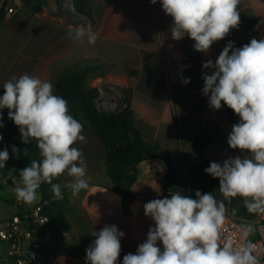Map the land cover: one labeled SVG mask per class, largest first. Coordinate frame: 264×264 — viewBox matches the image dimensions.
I'll return each mask as SVG.
<instances>
[{
    "label": "crops",
    "instance_id": "obj_1",
    "mask_svg": "<svg viewBox=\"0 0 264 264\" xmlns=\"http://www.w3.org/2000/svg\"><path fill=\"white\" fill-rule=\"evenodd\" d=\"M3 1L0 0V7ZM90 4L92 21L76 16L75 10L66 12L57 1L9 0L8 8L14 7L15 12H7L0 18V96L6 81L25 73L50 81L54 93L56 79L67 68L87 61L96 69L90 79H105L123 88L133 121L142 127L143 139L172 152L174 168L180 177L181 171L187 173L202 166L193 148L199 134L210 141L205 151V159L210 163L222 164L225 159L247 154L231 149L227 143L239 117L236 115L232 122L230 108L223 102L221 109L211 108L203 94L202 77L215 70L205 69L203 64L208 60L215 63L229 41L240 48L253 38H264L263 0H240L239 27L215 42L207 53L194 50V41L188 36L179 41L171 39L172 18L164 13L160 0L156 4L151 0H90ZM37 7L41 10H35ZM78 26L97 34L94 45L86 38L82 41L71 38L69 33ZM186 78L190 82L185 85ZM0 116L19 130L9 119L7 108L0 109ZM81 119L86 120L82 114L77 120ZM0 135L3 136L0 151L7 148L9 153L5 168H0V175L6 172L0 180V197L12 195L9 217L20 210L14 192L20 158L11 144L4 141L9 134L3 127ZM30 141L36 143L34 139ZM106 164L100 170L87 172L89 187L76 196L65 186L72 179L65 174L58 178L63 199L55 200L53 192L44 193L40 187L35 202H22V209L41 204L51 215L56 264H86V249L95 240L91 232H98L105 225H115L125 234L120 240L117 260V264H123V257L134 254L146 241L149 228L155 226L144 215L143 206L153 199H163L161 189L169 184L166 162L154 158L137 164L136 181L131 186L134 200L128 205V213L122 196L111 189L107 157ZM158 246L163 248L161 242ZM0 253L3 264L6 254L3 243Z\"/></svg>",
    "mask_w": 264,
    "mask_h": 264
},
{
    "label": "clouds",
    "instance_id": "obj_2",
    "mask_svg": "<svg viewBox=\"0 0 264 264\" xmlns=\"http://www.w3.org/2000/svg\"><path fill=\"white\" fill-rule=\"evenodd\" d=\"M156 4L157 0H151ZM162 10L172 18L171 39L188 36L194 50L207 53L240 24V0H160ZM262 23V22H261ZM69 35L75 41L85 38L95 44L98 36L78 26ZM203 68L215 69L205 74L203 94L209 106L223 105L233 110L239 123L232 126L227 143L231 149L247 154L211 162L205 172L219 179L223 200L212 193L196 191V199L174 192L163 199L144 204V215L155 226L137 251L123 257V264H260L256 246L247 237L255 231L251 224L241 228V243H221V229L227 220L224 200L240 197L249 213L264 215V38H253L240 48L229 41L215 63L208 60ZM190 79H184L186 85ZM0 109L19 128L21 140L36 141L39 160L19 170L14 188L17 200L33 203L44 183L51 186L53 198L63 199L61 186L53 183L61 175L72 179L65 185L73 196L89 187L83 152L74 147L86 143L83 125L69 114L67 101L53 93V84L27 73L12 77L3 84ZM2 120V117H0ZM0 127L3 124L0 123ZM3 136L0 135V141ZM17 149L13 146V152ZM25 155L27 153L25 152ZM9 159L7 148L0 151V168ZM235 209H233V214ZM95 240L86 249V264H117L124 233L115 225L92 231ZM162 243L163 248L158 246Z\"/></svg>",
    "mask_w": 264,
    "mask_h": 264
},
{
    "label": "trees",
    "instance_id": "obj_3",
    "mask_svg": "<svg viewBox=\"0 0 264 264\" xmlns=\"http://www.w3.org/2000/svg\"><path fill=\"white\" fill-rule=\"evenodd\" d=\"M39 3V0H35ZM264 1V0H263ZM76 16L92 19L90 0H73ZM41 10V7L35 8ZM96 72L87 61H79L74 66L69 67L55 81V95L63 97L67 101L69 114L76 120L82 114L92 125L97 135L104 143L107 150V162L110 178L112 179V190L122 196L126 213L129 212L128 205L134 200L131 186L136 181L137 164L142 160L161 158L168 165L169 172L167 178L169 184L161 189L163 198L171 196L174 192L196 199L195 193L206 188L207 182L213 178L205 172L204 167H209L210 162L205 159V151L210 143L203 134L195 137L193 148L196 156L201 160L202 166L193 171H187L185 177H180L174 168L173 154L170 150L161 149L145 142L141 131L135 125L129 109H125L119 116L110 115L112 122L109 128L103 123L105 114L97 110L95 100L99 96L98 88L87 85L90 77ZM125 104L129 105L127 97L124 98ZM0 123L8 132L9 137L4 141L15 146V152L20 158L16 170L29 166L32 160H39V150L36 143L29 141L25 144L20 137L19 130L4 116ZM236 114L230 109V120L233 122ZM1 146V144H0ZM121 149V151H118ZM25 152L27 155H25ZM6 172L0 175V180L4 178ZM177 184V187L174 185ZM41 189L52 192L51 188L42 184ZM243 215L248 219H253L257 214L249 213L243 208Z\"/></svg>",
    "mask_w": 264,
    "mask_h": 264
},
{
    "label": "built area",
    "instance_id": "obj_4",
    "mask_svg": "<svg viewBox=\"0 0 264 264\" xmlns=\"http://www.w3.org/2000/svg\"><path fill=\"white\" fill-rule=\"evenodd\" d=\"M7 12L13 14L14 7L7 8ZM100 94L104 95L101 90H99ZM119 98L120 105L107 100L103 101L101 96L95 100V104L100 113L119 116L128 108L124 97L119 96ZM106 104L109 105L108 109L104 108ZM22 202L16 201L20 209L18 213L0 219V243L6 246L3 264H56L51 215L41 204L22 209ZM227 217L221 229V243L225 240H231L234 245L241 243L242 226L251 224L255 231L247 237V241L256 246L254 255L258 257L260 264H264V215H257L248 220L228 213Z\"/></svg>",
    "mask_w": 264,
    "mask_h": 264
},
{
    "label": "rangeland",
    "instance_id": "obj_5",
    "mask_svg": "<svg viewBox=\"0 0 264 264\" xmlns=\"http://www.w3.org/2000/svg\"><path fill=\"white\" fill-rule=\"evenodd\" d=\"M52 1L53 2L57 1V4L62 8H66V12L68 13H71L74 11V9H72V7L74 8L73 0H52ZM87 85L92 88H98L104 93L103 96L101 94L98 96L99 98L100 96L103 97V99L101 100L115 102L118 105H120V102H121L120 98L116 93L111 91V88H109V86H111L112 84L109 83L108 80L91 78L87 82ZM54 92H55V84H54ZM102 114L110 115L107 113H102ZM80 123L83 125L82 134L86 137L87 142L82 143L78 141L73 146L77 147L83 152V155H84V158L87 164V172H89L90 170H100L106 164L107 153L105 150L106 149L105 145L101 141L99 136L97 135L96 131L92 128V126L85 119H81ZM136 126L138 127L139 130L142 129V127H140L138 124ZM13 175L14 174L11 173L10 177H13ZM181 175L182 177H185L186 172L184 170L181 171ZM61 176H64V175H61ZM53 183L59 184L58 179L54 180ZM206 184L207 186L201 191V194L212 193L213 196L217 200L224 199L223 196L219 192V182H217L216 180H212L211 182H207ZM44 186L51 188V186L47 183H44ZM224 203L228 210L227 213L235 215L240 219L248 220V218H246L245 216L241 214V211L244 208V203H243L242 198L235 197V198H232L230 201L224 200ZM12 207H13L12 195H10V193L5 194L3 199L0 197V219L7 217ZM233 209H235L234 214H233ZM1 258L2 256L0 253V261H1Z\"/></svg>",
    "mask_w": 264,
    "mask_h": 264
},
{
    "label": "water",
    "instance_id": "obj_6",
    "mask_svg": "<svg viewBox=\"0 0 264 264\" xmlns=\"http://www.w3.org/2000/svg\"><path fill=\"white\" fill-rule=\"evenodd\" d=\"M74 4V2H73ZM9 6V0H4L1 7H0V18H4L5 15L7 14V8ZM109 88H111V90L113 92H115L118 96L120 97H124V90L121 86H118V85H111L109 86ZM111 122H112V118L110 115H105L103 117V123H104V126L106 128H109L110 125H111ZM118 151H121V149H119Z\"/></svg>",
    "mask_w": 264,
    "mask_h": 264
},
{
    "label": "bare ground",
    "instance_id": "obj_7",
    "mask_svg": "<svg viewBox=\"0 0 264 264\" xmlns=\"http://www.w3.org/2000/svg\"><path fill=\"white\" fill-rule=\"evenodd\" d=\"M104 108L108 109L109 108V105L108 104L104 105Z\"/></svg>",
    "mask_w": 264,
    "mask_h": 264
}]
</instances>
